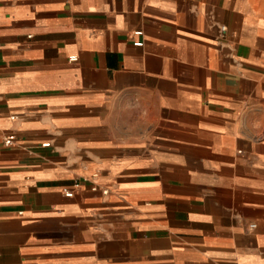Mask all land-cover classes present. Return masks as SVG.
<instances>
[{"label":"crops","instance_id":"0c3cea01","mask_svg":"<svg viewBox=\"0 0 264 264\" xmlns=\"http://www.w3.org/2000/svg\"><path fill=\"white\" fill-rule=\"evenodd\" d=\"M0 264H264V0H0Z\"/></svg>","mask_w":264,"mask_h":264},{"label":"built area","instance_id":"2783aa9c","mask_svg":"<svg viewBox=\"0 0 264 264\" xmlns=\"http://www.w3.org/2000/svg\"><path fill=\"white\" fill-rule=\"evenodd\" d=\"M222 31H225V28H223V30ZM142 33L141 32H137V35H141ZM135 46H137V47H142L143 46V43H140V42H138V43H135ZM16 135H14V134H10V135H8V136H6L5 137V139H4V145L6 146V147H10V146H13L14 145V143L16 142ZM79 183H77L76 184V187H79ZM93 190L94 191H96L97 190V188H93ZM103 193H107L106 191H104ZM65 195H66V197H68V198H72L73 196H74V193L73 192H71V191H66L65 192ZM254 227V226H253Z\"/></svg>","mask_w":264,"mask_h":264}]
</instances>
